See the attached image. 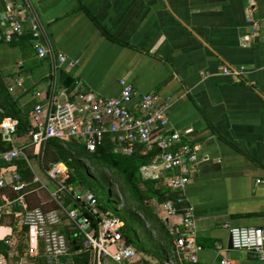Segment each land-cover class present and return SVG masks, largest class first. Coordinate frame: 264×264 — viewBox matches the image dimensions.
<instances>
[{
	"label": "crops",
	"instance_id": "obj_1",
	"mask_svg": "<svg viewBox=\"0 0 264 264\" xmlns=\"http://www.w3.org/2000/svg\"><path fill=\"white\" fill-rule=\"evenodd\" d=\"M9 11L18 13L24 33L13 44L0 43V69L21 105H48L75 79L95 95L116 96L127 78L137 96L155 90L170 102L169 129H191L184 139L197 145L199 163L184 195L194 207L195 228L180 213L162 215L155 201L156 254L147 234H139L147 260L186 264L175 240L192 233L203 246L197 263L225 256L234 264H264L259 254L234 249L229 232L237 225L264 227V22L259 31L251 24V18L264 20V0H0V14ZM35 22L49 50L45 58L34 48ZM60 52L78 63L60 64ZM228 65L245 66V75L225 74ZM36 155L44 172L43 154ZM144 171L166 183L160 168L149 164ZM21 230L13 212L0 216V239L9 246L8 256L0 251V264H46L43 244L31 246L28 231L20 254ZM165 233L173 238L161 240Z\"/></svg>",
	"mask_w": 264,
	"mask_h": 264
},
{
	"label": "built area",
	"instance_id": "obj_2",
	"mask_svg": "<svg viewBox=\"0 0 264 264\" xmlns=\"http://www.w3.org/2000/svg\"><path fill=\"white\" fill-rule=\"evenodd\" d=\"M264 20L252 19L254 31H259ZM2 36L11 42L24 33L23 21L16 11L0 14ZM34 48L40 58L49 55L45 43L41 41L42 27L33 23L31 27ZM60 64L74 67L77 59H70L65 53L58 54ZM223 72L241 77L245 75V66H225ZM17 85L22 86L21 80ZM120 93L112 97H103L92 93L81 79H75L70 88L57 92L48 105L38 102L30 111L32 127L29 134L34 151L43 154L48 139L59 138L79 140L88 151H95L106 138L113 143V150L118 154L130 155L139 145L147 149L154 147L160 151L154 156L151 166L162 170L166 184L180 195L176 201L169 199L161 203L168 215L179 214L177 205L185 200V191L191 175L196 172L199 157L197 145L184 139L191 129L185 131L168 128L170 102L158 91L149 90L137 96L135 87L127 78L120 79ZM10 90L14 86L9 87ZM41 95V92H37ZM18 128V120L6 116L0 122V131L5 140L13 142ZM29 156L26 146L13 144L9 150L0 152V160L10 164L14 160ZM72 169L64 161L53 162L44 174L55 186L51 188L34 171L31 180L23 179L17 169L0 164V187L8 182L17 193L15 198H5L0 203V216L13 212L22 227H27L31 246H44L46 264H77V255L90 252V261L86 264H133L141 254L133 245L124 240V219L119 213L120 207L104 208L98 197L88 189L68 186ZM159 174L154 177H159ZM45 189L59 208L45 212L40 207L29 208L27 193L31 187ZM66 196L71 203L66 204ZM185 226L195 228L194 207L189 205L181 212ZM66 226L77 230L76 235L84 238L82 244L72 247L63 230ZM232 247L249 250L259 254L264 260V227L256 225H237L229 229ZM177 254L189 261H198V252L203 249L194 234H185L176 238ZM149 261V260H148ZM149 264H160L149 261ZM166 264H176L173 259ZM211 264H234L225 256Z\"/></svg>",
	"mask_w": 264,
	"mask_h": 264
},
{
	"label": "trees",
	"instance_id": "obj_3",
	"mask_svg": "<svg viewBox=\"0 0 264 264\" xmlns=\"http://www.w3.org/2000/svg\"><path fill=\"white\" fill-rule=\"evenodd\" d=\"M0 35H2V27L0 24ZM16 40L11 42L5 41L1 36L0 43L7 42L10 44L15 43ZM2 73H0V122L6 116L14 117L18 120V128L14 134L17 138H23V143L20 145L26 146V151L30 159H34L37 155L34 153V145L32 138L29 134V129L32 127L29 113L31 108H27L19 102L15 93L9 89ZM13 143L3 138L0 131V152L9 150ZM160 151V148L154 147L147 149L143 145H139L138 149L130 155L118 154L113 150V143L110 139L106 138L105 142L97 147L95 151H88L84 144L77 139L62 140L59 138H50L46 142L43 150L42 161L46 168L53 162L64 161L72 169L71 176L68 179V186H76L88 189L93 195L97 196L101 205L108 208L104 204L101 197V188L107 186L109 191H114L121 187L126 189L130 202L125 211L119 210L120 215L124 219L125 225L123 228L124 240L133 245L139 252H145V245L140 242V233L145 232L149 234L150 227L147 226L150 215L153 214L149 203L156 201L162 203L166 200L172 199L176 201L180 193L172 190L166 183L164 177H149L143 172V167L152 163L154 156ZM91 154L96 158L95 160H86V155ZM90 166L86 165V163ZM10 165H16L17 170L21 173L23 179L31 180L34 177L28 161L24 158L14 160ZM75 166V168H73ZM84 166L94 169L96 174L99 175V184H93L90 181V174L85 173ZM90 176V177H88ZM38 185L31 187L27 193V201L29 208L40 207L45 212L58 209L59 205L51 199L49 193L45 189L36 188ZM99 187V188H98ZM45 193L46 199L40 195ZM17 193L13 190L11 184H6L0 187V203L4 201V197L15 198ZM71 203V198L66 196V204ZM189 206L186 199L183 203L177 205L178 212L181 213ZM118 207V205H117ZM116 207V208H117ZM143 215V216H142ZM17 218L14 219L12 224L13 229H17ZM65 231L68 243L74 247L76 244H82L84 238L81 235H76L77 230L66 226L63 228ZM27 227H22L20 231L19 252L24 253V232ZM170 240L173 238L171 234H165L161 240ZM9 246L6 244V239H0V251L8 256ZM91 253L86 251L77 255V264H86L90 261ZM149 261L140 254L133 264H149ZM12 264H16L12 262ZM186 264H200L197 262L187 261Z\"/></svg>",
	"mask_w": 264,
	"mask_h": 264
},
{
	"label": "rangeland",
	"instance_id": "obj_4",
	"mask_svg": "<svg viewBox=\"0 0 264 264\" xmlns=\"http://www.w3.org/2000/svg\"><path fill=\"white\" fill-rule=\"evenodd\" d=\"M0 73H1V69H0ZM11 92L15 93V90L13 89V90H11ZM12 143L13 144H22L23 143V138H17V137L14 136ZM86 160H95L96 161V158L93 157L91 154H87L86 155ZM37 161H38V158L31 160V162L34 164V166L36 168V171H37L38 175L51 188H55V186L46 177V175L44 174V172L39 168ZM86 165L90 166V164H88V162L86 163ZM73 168H75V166H73ZM84 170H85L84 171L85 173L88 172L87 170H90L87 173L88 175L90 174V176H91V177L88 176V177H90L89 178L90 181L94 182L93 184L98 185L99 184L98 182H99L100 178H99V175L96 174L95 170L94 169H91V168H87L85 166H84ZM144 173H145V175H147L146 171H144ZM77 184H74V186H76ZM101 191H102L101 197H102V200H103L104 204H106L108 207H110L112 209H115L117 207V205H118V207H120V209H121L122 212L125 211L124 208H126L127 207V204L130 202V197L128 196V193H127L125 187L124 188L119 187V188H117L114 191H109L108 187L107 186H104L103 188H101ZM40 195L43 197V199H46L47 198L46 195H45V193L44 194L43 193H40ZM149 206H151L152 210H155L153 212V214H155L156 216L154 218L153 217H150V219H148L147 226L150 227L149 228L150 229V232H149V234H147V237H148L147 240H148V242H147L146 245H147V247L149 249L152 250V253L156 254V252H155L156 249L154 247H152V243H154L156 241V238H157V236H156L157 233H156L155 230L157 228H160L159 223H157V221L160 220V219H159V216H158V214L156 212L157 211L156 209H157V206L158 205H157V203L155 201H152V202L149 203ZM162 210H163V208H162ZM161 214L162 215L165 214L167 216V214L165 213V211H162Z\"/></svg>",
	"mask_w": 264,
	"mask_h": 264
},
{
	"label": "water",
	"instance_id": "obj_5",
	"mask_svg": "<svg viewBox=\"0 0 264 264\" xmlns=\"http://www.w3.org/2000/svg\"><path fill=\"white\" fill-rule=\"evenodd\" d=\"M72 82H73V78L72 77H67L66 80H65V84L67 86H70ZM231 245H232V242H231Z\"/></svg>",
	"mask_w": 264,
	"mask_h": 264
}]
</instances>
